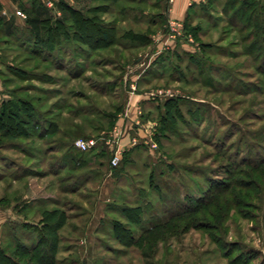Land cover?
<instances>
[{
    "label": "rangeland",
    "instance_id": "374dc122",
    "mask_svg": "<svg viewBox=\"0 0 264 264\" xmlns=\"http://www.w3.org/2000/svg\"><path fill=\"white\" fill-rule=\"evenodd\" d=\"M224 2L203 0L191 10L189 28H198L201 36L194 39L191 54L196 58L188 70L187 58L176 59L170 48L155 64L144 60L154 28L150 47L123 41L91 53L63 45L42 53L46 63L29 56L27 43H0L6 62L0 68V103L14 98L36 110L29 139L0 141V245L25 220L38 224L39 210L58 209L69 217L59 233V264H264V164L258 171L252 166L253 160L264 161V74L258 73L259 61L242 53L232 26L236 19L221 13ZM115 17L103 15V20L114 22ZM131 19H117L118 38L126 30L149 27L148 17ZM184 31L192 36L185 26ZM200 42L210 48L198 50ZM199 56L207 60L202 67ZM136 74L138 89L154 95L145 96L133 119L129 113L126 127L119 119H127ZM175 97L185 98L183 121L175 122L176 135L162 140L161 149H150L144 141L157 132V107L162 110L164 101ZM187 110L199 114L193 120ZM114 131L121 136V160L131 155L120 181L106 171L114 152L101 141L114 138ZM125 137L130 140L126 146ZM90 138L98 140L97 147L79 152L95 165L103 162L105 169H74L63 156L72 152L75 140ZM103 152L105 158L100 157ZM246 160L253 162L247 165ZM152 166L153 185L158 186L151 191ZM90 170L99 173L87 178ZM251 179L259 184L251 186ZM221 183L231 186L217 199L233 201L232 207L206 208L209 214L197 217L204 222L203 231L179 229L177 235L155 238L150 247L121 239L129 245L123 246L112 233V222H117L136 236L173 211L194 205L195 199L222 190ZM124 205H147L139 224L127 223L118 209ZM28 236L24 242L29 244Z\"/></svg>",
    "mask_w": 264,
    "mask_h": 264
},
{
    "label": "trees",
    "instance_id": "16d2710c",
    "mask_svg": "<svg viewBox=\"0 0 264 264\" xmlns=\"http://www.w3.org/2000/svg\"><path fill=\"white\" fill-rule=\"evenodd\" d=\"M22 1L19 7L20 11L26 16L25 20L28 26L23 28L13 26L6 32L5 28L1 25L0 43L8 45L19 42L21 46L23 43H27V47H29L27 53L29 56L45 63L47 60L42 58V53L46 51L51 54L53 51H59L63 45L74 44L81 51L85 49L84 51L88 50L91 53L107 50L120 45L123 41L124 43L148 47L151 43L149 35L152 29H159L161 25L163 26L164 22H166V12L168 9V0H93L94 4L92 6L81 11L60 0L57 2V6L61 10V15L56 17L50 9L46 8L43 0ZM144 7L152 8L153 10L144 14V12H148ZM112 8H117L119 15H115L114 22H112L113 20L105 22L103 15L109 13ZM154 9H157L156 12ZM190 13L184 19V26L187 31L192 33L196 41V37L199 36L201 30L198 28H191L190 30ZM221 13L225 15L231 14L229 19L232 21L236 19L237 23L232 26L236 28L237 35L240 37L239 40L243 45L242 53L248 59L251 58L254 61H259L257 67L258 73L264 74V0H225ZM129 17L132 19L134 17L141 19L148 17V22H145V24L149 27L144 31L126 30L121 34L119 33L120 38H118L117 24L119 20L117 19L121 18L120 22H122ZM157 19H159V23ZM141 21L138 22L141 24ZM143 39L144 41H142ZM197 47L198 50L210 48L209 45L203 42H200ZM0 51L2 50L0 49ZM172 54H175L176 59L182 60V55L187 58L189 64L185 67V70H188L192 63L195 62L196 55L191 54V52L175 49ZM203 61L207 60L203 56H199L198 63L201 67L204 65ZM5 63L2 57H0V68L5 67ZM7 68L11 71L14 70L12 65H7ZM13 72L15 74V70ZM0 76H2V72H0ZM5 81L7 80L5 79L2 82L5 83ZM260 83L264 87V79ZM13 100L15 101L13 98L12 100L0 103V141L3 139L9 141L29 139L32 135L31 129H34L32 118H34L33 115L36 110L27 101L22 103L21 100L15 102ZM184 102L185 98H168L164 101L162 110L159 106L157 107L158 128L155 136H153V140L157 144L158 149L162 148V140H167L170 135H176L177 128L175 127V122L183 121L181 109ZM187 113L193 120L196 118V114H199L197 110L194 112L187 110ZM71 137L68 136L70 139ZM2 147L0 146V148ZM64 147L68 150L72 149V146L64 145ZM144 150H146L145 147ZM220 152L221 150H219L218 155L223 156ZM129 153L123 155L124 157L118 166L114 168L108 166V169L106 168V171L110 172L112 177L117 178L118 181L123 179L125 166L131 162L129 159L131 155ZM100 157L105 158L106 154L103 152L100 154ZM63 158L69 160L74 165V169H88L90 166L91 168L97 166L98 168L105 169L103 162L95 165L91 163V158L89 159L84 152H79L75 148L70 153L66 152ZM250 161L252 160H246L248 162L247 165H251ZM253 161L252 166L257 171L259 170L258 166L264 164L263 159ZM242 164L245 165V162L240 165ZM227 165L229 167L233 163ZM147 166L149 167V165ZM131 168H133V164H130ZM93 170L87 172V175L85 174L88 176L87 178L92 177L94 173H99ZM155 171V168L152 166L150 180L148 181L149 189L152 188L151 191L156 190L158 186L153 185ZM158 174L162 175V172ZM252 182L251 186L259 184L255 180H252ZM223 185L221 183L218 186L222 187V190H215L212 194H206L203 197L195 199L194 205L173 211L168 217L156 221L152 227L144 229V231H141L136 236L131 232L130 228L117 222H112V233L123 246L129 247V245L123 244L121 242L123 240L121 239H128L131 246L144 243L147 247H150L152 242H155V238L163 237L165 234H171V236H173L172 234L177 235L179 229L183 231L190 229L203 231L204 222L198 220L199 218L197 217L200 213H207L208 215L209 212L206 208L216 207L217 209L224 208L225 210L232 207L233 201L226 202L225 198L217 199V196L226 193L231 186L228 184L223 187ZM237 200L239 201V199ZM222 204H225V206ZM146 206L137 205L132 207L124 205L118 209L125 216L127 223L139 224L141 222L140 215L145 211ZM38 214H40L38 224L25 220L22 222L20 231L16 233L18 231L16 230L15 234L13 233L9 236L10 239L6 244L0 245V264H59V261H57L60 248L59 233L66 226L69 217L64 211H59L58 209H42V211L39 210ZM27 234L29 235V244L24 242L27 239L25 238Z\"/></svg>",
    "mask_w": 264,
    "mask_h": 264
},
{
    "label": "crops",
    "instance_id": "0c3cea01",
    "mask_svg": "<svg viewBox=\"0 0 264 264\" xmlns=\"http://www.w3.org/2000/svg\"><path fill=\"white\" fill-rule=\"evenodd\" d=\"M60 0H56L55 2V7L54 9L51 10V12H58L61 15V10L58 9L57 6V2H59ZM63 1L65 4L75 8L76 10H81L83 11V8L86 7L87 3L89 2L90 4H94L93 0H61ZM201 1L203 0H172L171 5L168 6L166 15L171 18H176L178 21H184V19L187 17V14H189V12H191V10L196 7L197 4H199ZM21 2H23L22 0H0V27L1 25L5 28L6 32H8L10 30L11 27H19V28H23L28 26L26 23V20L19 17V15L17 14L20 11V4ZM87 9V7L85 8ZM157 9H154V11L156 12ZM119 10H117V8H112L111 11L105 15L108 14H112L114 15H119ZM154 12V13H155ZM149 13V12H144V14ZM162 31L159 29H155V31H153V33H151L152 37L157 36L159 33H161ZM150 47V46H149ZM170 49H178L181 51H186V52H192V50L194 49V47H192V44H188V43H184L182 41H177L174 43L173 46L170 47ZM160 55L156 53V49L154 47V45L152 44L151 47V51L150 53L146 56L147 58H145L144 60L148 61V64H155L157 62V60L160 59ZM138 62H140V59H137ZM144 63V62H143ZM136 80H135V86H134V90L132 91L131 95L133 96V101L130 100V104L129 106H127L125 108V113L128 114V116L126 117L127 119H125V117H122L121 119H119V123L121 122L122 124H126V127L128 126V124L130 123L129 121V117L131 116L133 119V114L136 112L138 107H141V103L145 102L147 97L145 96H152L154 94H149L150 91H140L138 89V84H139V75L136 74ZM136 87V88H135ZM156 95V94H155ZM130 113V116H129ZM122 116V115H121ZM151 123V122H149ZM124 142V146L128 145L130 143V140L127 142V138L125 137V139L123 140ZM130 147V145H129ZM132 148V147H131Z\"/></svg>",
    "mask_w": 264,
    "mask_h": 264
},
{
    "label": "built area",
    "instance_id": "2783aa9c",
    "mask_svg": "<svg viewBox=\"0 0 264 264\" xmlns=\"http://www.w3.org/2000/svg\"><path fill=\"white\" fill-rule=\"evenodd\" d=\"M43 2L46 8L52 10L55 7L56 0H43ZM171 3L172 0H168V6L171 5ZM17 14L23 19L26 18V16L22 12H18ZM53 15H55L56 17L60 16L58 12H53ZM152 39V44L154 45L156 53L158 54H161L162 52L168 50L172 45L171 43H175L177 41H182L188 44L194 43V38L191 35L185 33L183 23L178 20H174L170 17L168 18L167 23L164 25V29L162 30V32L159 33L157 36L153 37ZM101 141H103V143L106 144L108 147H111L112 151L114 152L110 160V166L112 168L118 166L121 161V151L119 150V148H122L120 134L117 133V131H114V138H102ZM145 144L150 149L158 148L152 136L149 137V140L144 141V145ZM97 145L98 140L94 138L85 140L77 139L73 143V146L77 150L85 152L96 148Z\"/></svg>",
    "mask_w": 264,
    "mask_h": 264
}]
</instances>
